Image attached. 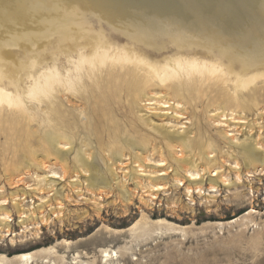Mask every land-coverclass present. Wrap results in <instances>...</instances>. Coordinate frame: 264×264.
<instances>
[{
  "label": "rangeland",
  "instance_id": "rangeland-1",
  "mask_svg": "<svg viewBox=\"0 0 264 264\" xmlns=\"http://www.w3.org/2000/svg\"><path fill=\"white\" fill-rule=\"evenodd\" d=\"M182 1L188 0H0V64L19 66L25 62L28 54L21 55L18 61L11 59L10 54L22 47L39 49L44 33L54 35L66 18L71 21L65 28L67 32L93 28L114 35L110 36L114 39L130 40L141 34L121 28L119 20L140 21V10L152 17L161 13L157 5ZM196 1L198 20L220 21L210 27L208 35L195 33L192 28L194 32L182 36L148 33L147 37L168 39V46L182 41L193 47L207 41L216 48H228L234 58L238 52L249 55L256 36L264 32V0ZM244 3L252 8L256 21L246 28L252 37L239 45L219 28L230 16L241 14ZM262 55L245 56L251 65H257L252 70L264 72V52ZM262 82L264 79L258 80L251 88L261 87ZM204 106H199L197 118L189 108L186 112L181 109V115L171 110L165 114L151 110L159 107L155 105L146 109L142 104L134 111L132 121L142 135L153 137V130L158 129L181 136L186 127L192 132L189 136H193L197 119L201 134L220 133L227 137L216 139L221 153L208 158L212 160L211 173L200 172V193L188 194L186 184L173 186L180 183L173 181L174 162L167 153L164 157L168 189L159 191L156 199L149 196L148 178L156 179V171L160 170L158 140L141 142L139 136L125 131L122 142L126 141L131 150L108 154L92 143L86 151L82 148L79 166L69 163L63 173L55 155L46 159L37 143L30 153L25 139L19 136V126L15 133L0 131V202L6 199L4 210L11 220L5 226L0 223L3 264H21L15 256L50 247L53 254H38L30 264H264V95H257L246 111L234 108L233 112L216 114L213 108ZM123 121L128 124L126 119ZM16 134L18 139H7ZM252 147L261 154L262 163L251 164L237 156L236 151H249ZM163 151L166 155L162 148ZM176 152L175 157L181 159L190 154L188 151L181 157L177 149ZM88 153L98 179L108 184L100 193L90 181H85L90 178L89 172H82ZM168 164L173 167L168 168ZM215 173L221 174L225 182L218 180V188L211 190L209 178ZM122 184L128 200L123 198ZM15 195L18 196L14 198ZM22 212L26 218H21ZM104 251L114 252L116 257H105Z\"/></svg>",
  "mask_w": 264,
  "mask_h": 264
},
{
  "label": "bare ground",
  "instance_id": "bare-ground-1",
  "mask_svg": "<svg viewBox=\"0 0 264 264\" xmlns=\"http://www.w3.org/2000/svg\"><path fill=\"white\" fill-rule=\"evenodd\" d=\"M195 1L157 5L161 13L156 12L152 17H147L140 10V21L134 18L119 20L121 28L143 35L135 39H114L110 37L114 35L93 28L67 32L65 28L71 21L66 18L54 35L44 33L39 49L22 47L10 54V58L16 61L24 53L29 57L19 66L0 64V131L15 133L19 126V136L25 139L30 153H33L31 150L37 143L46 159L55 155L64 169L63 173L69 163L73 167L79 166L82 148L86 151L92 143H96L100 152L108 154L112 151L122 153L131 150L126 141L122 142L125 131L139 136L141 142L158 140L161 146L157 152L161 154H158L160 160L157 167L160 170L156 171V179L148 178L151 190L149 196L156 199L159 191L168 189L165 176L169 173L166 171L167 161L164 157L167 153L168 158L174 162L173 181L180 183L173 186L186 184L188 194L193 191L200 193V172H210L212 160L208 158H216L221 153L216 139L227 137L220 133L215 136L201 134V124L197 119L193 136H189L192 132L186 127L181 136L168 132L164 134L158 129L153 130V137L142 135L138 125L133 123L132 116L142 104L144 108L159 106L151 110H159L163 114L171 110L181 115V109L186 112L189 108L196 118L199 106L203 104L205 108H213L216 114L224 110L233 112L234 108L249 110L257 100V95H264V82L260 84L261 87L251 88L252 84L264 79V72L252 70L258 67L251 65L245 56H263L264 32L256 36L249 55L238 52L237 58L229 55L228 48H216L207 41L193 47L182 41H175L168 46V39L152 40L147 37L148 33L182 36L194 31L202 36L208 35L210 27L220 21L217 18L198 20L199 5ZM255 21L252 8L244 3L241 14L230 16L219 30L230 35L235 44L240 45L238 42L248 40L250 36L246 33L247 25ZM192 28L196 30L192 31ZM7 139L16 140L18 137L16 134ZM162 148L166 155L164 151L161 152ZM176 149L179 156L188 151L190 154L184 159L175 157ZM214 152L217 154H211ZM236 152L237 156L244 161L247 159L251 164L263 162L261 154L254 147L249 151L240 149ZM91 157V153H88L86 167L82 172H89L90 178L85 181H90L91 186L100 193L108 184L98 179L96 166L89 163ZM140 159L146 160L144 157ZM173 166L169 165L168 168ZM215 175L217 179H212ZM210 177L208 187L211 190L218 188V180L225 182L221 174L215 173ZM183 179H186L185 183ZM125 188L122 184L120 189L124 199ZM5 206L6 199L0 202V223L4 226L11 221L8 220ZM20 214L21 218H26L24 212ZM105 253L107 257L113 254L116 257L114 252ZM38 254L51 255L53 249L50 247L38 252L23 253L15 256V260L21 264H30ZM4 259L0 256V264L4 263Z\"/></svg>",
  "mask_w": 264,
  "mask_h": 264
},
{
  "label": "snow or ice",
  "instance_id": "snow-or-ice-1",
  "mask_svg": "<svg viewBox=\"0 0 264 264\" xmlns=\"http://www.w3.org/2000/svg\"><path fill=\"white\" fill-rule=\"evenodd\" d=\"M107 255H108V254H107V253H105V256H106V257H107Z\"/></svg>",
  "mask_w": 264,
  "mask_h": 264
}]
</instances>
